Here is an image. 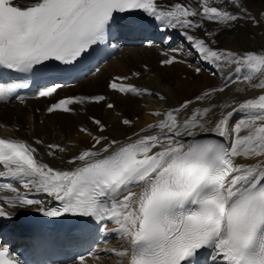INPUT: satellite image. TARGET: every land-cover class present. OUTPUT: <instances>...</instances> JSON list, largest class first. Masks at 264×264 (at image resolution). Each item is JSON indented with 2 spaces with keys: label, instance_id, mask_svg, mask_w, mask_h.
Here are the masks:
<instances>
[{
  "label": "snow or ice",
  "instance_id": "6c2138e0",
  "mask_svg": "<svg viewBox=\"0 0 264 264\" xmlns=\"http://www.w3.org/2000/svg\"><path fill=\"white\" fill-rule=\"evenodd\" d=\"M137 13L161 31L182 30L200 57L221 72L236 65L223 86L204 91L195 102L211 101L237 81L261 94L203 107H190L194 101L185 100L150 113L163 119L127 136V142L81 127L93 143L66 161L72 168L45 162L35 146L44 143L41 139L0 136V178L6 180L0 189L10 193L0 197V220L11 221L17 211L30 209L50 219L85 218L119 238V247L107 250L117 264H264V54L215 49V40L190 34L203 29L204 21L226 29L241 21L264 25L243 0H0V80L4 71L18 74L17 80L73 71L108 44L119 19ZM53 61L71 67L57 68ZM177 62L171 57L161 64ZM128 79L116 76L108 88L125 96L153 95L125 83ZM27 87L0 83V102L22 100L17 90ZM61 87L53 82L39 96L52 97ZM108 99L103 94L67 97L47 111L75 112L70 106L85 103L114 109ZM91 120L100 133L108 130L100 119ZM119 123L132 127L134 120ZM46 147L48 156L66 151L57 144ZM109 222L115 227L109 229ZM5 237L0 223V264H23ZM89 255L101 259L95 251ZM73 264H86V257Z\"/></svg>",
  "mask_w": 264,
  "mask_h": 264
},
{
  "label": "bare ground",
  "instance_id": "6f19581e",
  "mask_svg": "<svg viewBox=\"0 0 264 264\" xmlns=\"http://www.w3.org/2000/svg\"><path fill=\"white\" fill-rule=\"evenodd\" d=\"M176 2L188 3L189 0H176ZM254 2L264 4V0H243V4L247 9L249 6L252 8ZM123 22L124 26H132L128 31L142 28L145 29V31L151 30L152 34L150 36L146 35L145 37L141 36L137 39H126V43L121 44L120 52L111 62L97 69L90 76L81 81L82 83L79 82L75 86H62L52 97H40L38 94L33 99H26L13 105L6 106L0 104V136L23 138L29 142L41 139L44 143L35 146L41 152L45 162L56 168H72L75 167V165H69L66 161L71 159L72 156L79 154L80 150L91 147L93 143L92 138L91 141H85V138L90 136L80 132L81 127L88 128L94 135H107L110 139L115 138L127 142V136H131L141 128H145L149 123L163 119V117L152 116L150 113L170 110L172 107L179 106V104L185 100L194 101V104L190 107H203L207 106L209 103L225 104L233 100L242 101L246 98H254L261 94L260 90L250 88L248 82L237 81V83L231 84L225 92L214 94V98L211 101L205 99L203 102H195V98L204 91L223 86L228 76H225L224 72L215 68L214 65L204 61L180 34L182 30H172L170 32L161 31L155 24L145 23V18L142 13L136 15V17L124 18ZM204 27H208L210 31L216 33V35L212 37V39L216 41V43L212 45L215 49L220 48V46L225 47L228 45L232 37H239L241 30H251V45L248 48L251 49L253 47V50H255V43L257 40L255 38L258 37L257 35L260 31V27H255L251 23H245L243 21L239 22L231 29H226L219 24L207 21H204ZM203 32L204 30L200 29L190 34L196 38L210 41L211 39L208 40V37H206ZM169 35L171 36L170 40L167 39ZM174 44H178V48H176ZM172 45L173 47L171 48ZM170 48L172 49L171 51ZM173 49L178 51H174ZM171 57H175L177 61H180L177 63L182 65L185 63L192 64L196 61L197 63H202V67H207V65L212 66V72H215L216 75L214 76L215 82H213L212 85V82L209 83L207 77L205 78L200 74L180 71L177 69V63L172 65L161 64L162 60ZM196 58H198V61ZM172 67L176 68H174V73L168 71ZM137 72L140 75L138 77L133 76V73ZM231 75H233V72L229 76ZM116 76L128 77L129 79L125 81V83L133 84L141 89H147L152 92L153 95H145L142 97L125 96L110 90L108 84ZM254 82L258 83V81ZM185 88L188 90L190 89L191 92H193V90H200L201 92H197L194 98H187L183 92ZM237 88L243 89L244 91L237 92ZM100 94L106 95L109 98L105 103L112 102L116 107L114 109H107L104 107L103 103H85L83 105L76 104L70 106L75 109V112L72 113L57 112L50 114L47 111L51 104L56 103L62 98ZM159 96H165L166 99L160 100ZM82 108L86 110L82 111ZM228 110L230 109H226V111ZM217 111H219V109H217ZM92 117L100 119L105 123L108 130L104 133H100L98 128L92 123ZM123 118L134 120V125L132 127L121 125L119 121ZM184 118L185 115L182 114L180 119ZM217 119L218 117H213L214 121ZM233 119H235V117ZM145 134L147 133H142V135ZM243 134L242 132L241 135ZM201 135L204 134L202 133ZM207 135L212 137L211 133ZM136 138L135 136L133 137V139ZM48 144L60 145L64 147L66 151H56L54 156H48L47 152L49 150L46 147ZM8 195H10V193L6 189H0V197ZM29 211L30 210L17 211L13 218L15 224L17 219L26 217ZM7 222L6 220H0V223L5 225L6 237H15L13 232L15 224L6 226ZM113 227H115V225L110 222L109 229ZM8 232L10 233L8 234ZM111 235H113V237L116 236L115 234ZM113 242L114 239L99 247L96 251L97 255L100 252H103L104 255L108 254L107 250L113 249L112 246L115 245ZM109 256L111 255L109 254ZM105 260L106 258L97 260L89 256L86 258V264H107V262H104ZM111 260L109 264H117V258L111 256Z\"/></svg>",
  "mask_w": 264,
  "mask_h": 264
},
{
  "label": "rangeland",
  "instance_id": "374dc122",
  "mask_svg": "<svg viewBox=\"0 0 264 264\" xmlns=\"http://www.w3.org/2000/svg\"><path fill=\"white\" fill-rule=\"evenodd\" d=\"M248 11L250 12V14L252 16H255V17H257V19H260V20L264 21V4H261L260 2H256V3L254 2L252 4V8L250 6L248 7ZM203 30H204L203 33H205V36L208 37L206 35V33L208 31H210V29L208 27H204ZM240 33L241 34L239 35V37H237V38L232 37V39L228 42V45H226L225 47L220 46V48H217V49H225V50H230V51H234V52H237V53H245V52L252 51L253 50V47L251 49L248 48L251 45V35H252V31L251 30H248V31L241 30ZM257 36L258 37L255 38V39H257L256 40V43H255V51H258L261 54H264V25H262L260 27V31H259V34ZM207 39L208 40H210V39L213 40L212 37L211 38L208 37ZM175 46H176V48H178V44H176ZM181 47H183V46H181ZM171 50L172 49H170V51ZM196 60L198 61V58H196ZM195 62L192 63V64L185 63L183 65L177 63L176 64L177 65V69L180 70V71H183V72L186 71L187 73L197 74L196 71H195V69L200 68L201 71H200L199 74L202 77H205V78L207 77V80H209V83L212 82V85H213V82H215L214 81V76H216V75H215V72H212V68H211L212 66H208L207 65V67H202V63H197V62L195 63ZM235 67H236V65H231V66L226 67L225 68V71H224L225 76H229L233 72V70L235 69ZM174 68L172 67L169 70L168 69L167 70L170 73H174L175 72V69H176V68L175 69ZM231 68H232V70H231ZM194 76H197V75H194ZM108 81H110V80H108ZM77 87H79V86H77ZM77 87H75V88H77ZM183 92L185 93V96L187 98H194V97H196L197 92H201V91L200 90H193V92H191L190 89L188 90V89L185 88L183 90ZM26 107H27V105H26ZM90 108H88V109H90ZM85 110L86 109L82 108V111H85ZM70 113H72V112H70ZM85 141H91V137H86L85 138ZM71 146H72V143H71ZM13 224H15V220H11V221H8L7 222V225H11L12 226ZM113 239H114L113 244H115V245L112 246V247L113 248L119 247V245L121 244V241L119 240V238L117 236H114ZM98 255L101 257V259L102 258L103 259L106 258V260L104 262H107V264H109V262L111 263L112 260H111V256H109V253L106 254V255H104L103 252H100V253H98Z\"/></svg>",
  "mask_w": 264,
  "mask_h": 264
}]
</instances>
